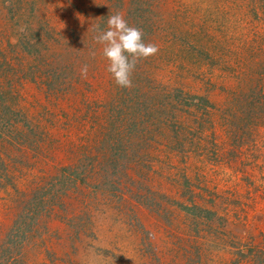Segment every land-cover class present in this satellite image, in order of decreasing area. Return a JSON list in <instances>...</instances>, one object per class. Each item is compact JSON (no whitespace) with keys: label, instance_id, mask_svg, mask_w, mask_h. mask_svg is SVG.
I'll return each instance as SVG.
<instances>
[{"label":"rangeland","instance_id":"rangeland-1","mask_svg":"<svg viewBox=\"0 0 264 264\" xmlns=\"http://www.w3.org/2000/svg\"><path fill=\"white\" fill-rule=\"evenodd\" d=\"M0 264H264V0H0Z\"/></svg>","mask_w":264,"mask_h":264},{"label":"clouds","instance_id":"clouds-1","mask_svg":"<svg viewBox=\"0 0 264 264\" xmlns=\"http://www.w3.org/2000/svg\"><path fill=\"white\" fill-rule=\"evenodd\" d=\"M97 43L103 45L102 54L107 59V71L112 75L114 82L121 88L131 89L133 85L132 74L142 59L156 55L159 48L156 44L145 42L142 29L130 26L125 16L116 12L109 16L107 29L97 26ZM93 57L95 51L90 53ZM88 65L80 69L82 79H87Z\"/></svg>","mask_w":264,"mask_h":264},{"label":"trees","instance_id":"trees-1","mask_svg":"<svg viewBox=\"0 0 264 264\" xmlns=\"http://www.w3.org/2000/svg\"><path fill=\"white\" fill-rule=\"evenodd\" d=\"M15 223H16V221H15ZM5 237L7 238V240H11V234L6 235ZM5 244H6V242L4 241L3 242V245H5Z\"/></svg>","mask_w":264,"mask_h":264}]
</instances>
